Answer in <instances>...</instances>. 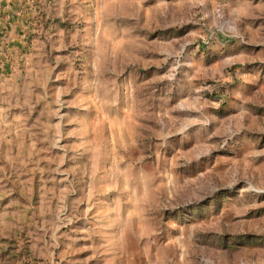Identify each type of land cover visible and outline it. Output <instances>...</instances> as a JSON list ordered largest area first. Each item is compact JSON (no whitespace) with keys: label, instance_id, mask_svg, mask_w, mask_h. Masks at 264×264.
Returning a JSON list of instances; mask_svg holds the SVG:
<instances>
[{"label":"rangeland","instance_id":"1","mask_svg":"<svg viewBox=\"0 0 264 264\" xmlns=\"http://www.w3.org/2000/svg\"><path fill=\"white\" fill-rule=\"evenodd\" d=\"M4 1L0 264H264V0Z\"/></svg>","mask_w":264,"mask_h":264},{"label":"crops","instance_id":"2","mask_svg":"<svg viewBox=\"0 0 264 264\" xmlns=\"http://www.w3.org/2000/svg\"><path fill=\"white\" fill-rule=\"evenodd\" d=\"M1 5L3 6L1 9H0V12H2V14L3 15H0V23L3 21H5V22H7L6 21V19H7V16H6V12H9V9L8 8H10V6H8L7 4H6V2L4 1V0H1ZM11 13H9L8 15L10 16V17H12V15H10ZM2 24V23H1ZM0 24V25H1ZM14 51H15V48H14ZM4 62V61H3ZM2 62V63H3ZM7 63H9L10 64V62H7ZM4 71V70H3Z\"/></svg>","mask_w":264,"mask_h":264}]
</instances>
